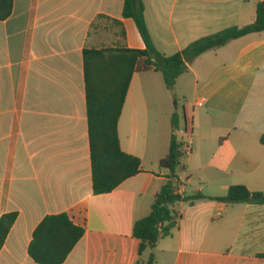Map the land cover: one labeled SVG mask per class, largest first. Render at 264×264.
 Instances as JSON below:
<instances>
[{
    "label": "crops",
    "instance_id": "crops-1",
    "mask_svg": "<svg viewBox=\"0 0 264 264\" xmlns=\"http://www.w3.org/2000/svg\"><path fill=\"white\" fill-rule=\"evenodd\" d=\"M143 1L157 49L173 55L254 22L264 0ZM124 3L14 0L11 16L0 21V218L18 214L0 264H38L29 254L34 231L61 213L85 229L63 264H135L134 225L151 213L168 180L160 161L173 135L183 154L184 143H192L179 161L185 172L177 174V190L205 198L179 202L172 234L142 261L153 254L154 264H264V204L214 199L236 184L264 192V108L256 93L264 87V31L203 53L172 89L160 72L135 73L119 138L142 171L110 193H94L83 51L145 48L135 21L123 17ZM175 95L203 108L183 104L180 112ZM175 112L185 123L181 138ZM193 178L205 185L189 195Z\"/></svg>",
    "mask_w": 264,
    "mask_h": 264
},
{
    "label": "trees",
    "instance_id": "trees-1",
    "mask_svg": "<svg viewBox=\"0 0 264 264\" xmlns=\"http://www.w3.org/2000/svg\"><path fill=\"white\" fill-rule=\"evenodd\" d=\"M13 7L14 0H0V21L11 16ZM123 17L135 21L145 43L144 49L85 48L83 51L92 180L96 195L112 192L142 171L141 159L123 151L119 138V120L134 74L160 72L167 88L172 89L177 79L187 73L190 64L203 53L246 35L263 32L264 1L257 5L254 22L205 36L173 55H165L157 49L147 25L143 0H125ZM179 123V115L175 112L172 115L174 131L179 129ZM260 142L264 145V134ZM182 155L181 144L173 135L169 152L160 161V165L170 171L168 180L157 194L151 213L134 225V236L140 240V258L135 264H154L153 254L146 262L142 261V255L172 234L178 223L173 208L175 204L205 198L200 193L189 197L176 193L179 183L177 168ZM214 199L228 204H264V192L251 191L243 184H236L230 186L225 196ZM17 215L11 212L0 218V250ZM84 233L85 229L76 225L68 214L48 215L34 231L29 254L38 264H63Z\"/></svg>",
    "mask_w": 264,
    "mask_h": 264
},
{
    "label": "rangeland",
    "instance_id": "rangeland-1",
    "mask_svg": "<svg viewBox=\"0 0 264 264\" xmlns=\"http://www.w3.org/2000/svg\"><path fill=\"white\" fill-rule=\"evenodd\" d=\"M166 92V91H165ZM168 92V91H167ZM253 92H255V90L253 89V91H252V93ZM256 93H258V95H259V97L261 98V99H263L262 100V108H264V87H262V88H259L257 91H256ZM254 95H252L251 97H253ZM258 97V98H259ZM257 98V99H258ZM172 99H177L178 100V108H179V110H180V112H182V108H183V104H185V106H187V107H189V108H203V107H199V105L197 106V105H193V103H192V100H191V98H188V99H186V98H184V97H182V96H178L177 97V95H175V96H173L172 97ZM188 100H189V102H188ZM188 103H187V102ZM199 111H200V109H198ZM185 127V123H184V119H183V116H182V118H181V122H180V135H179V138H181V135L184 133V128ZM187 156H188V153H186L185 151H184V154L181 156V162H185V159L187 158ZM184 172H185V170L182 168V166L180 165L178 168H177V174H179V175H184ZM205 184L204 183H202V182H200L197 178H193L192 179V183L191 184H187V193L189 194V195H191V194H193V193H197V191L195 190L196 188H198V187H200V186H204ZM178 204L179 203H177V204H175L174 206H173V208L175 207V206H178Z\"/></svg>",
    "mask_w": 264,
    "mask_h": 264
},
{
    "label": "built area",
    "instance_id": "built-area-1",
    "mask_svg": "<svg viewBox=\"0 0 264 264\" xmlns=\"http://www.w3.org/2000/svg\"><path fill=\"white\" fill-rule=\"evenodd\" d=\"M183 149L186 153H190L192 151V143L189 141V142H185L184 145H183ZM176 193L183 196L182 192L179 191V190H176Z\"/></svg>",
    "mask_w": 264,
    "mask_h": 264
}]
</instances>
